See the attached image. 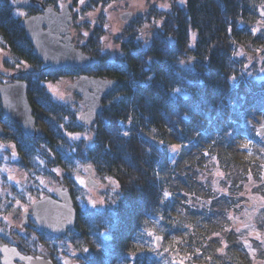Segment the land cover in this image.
I'll return each instance as SVG.
<instances>
[{"label":"trees","instance_id":"trees-1","mask_svg":"<svg viewBox=\"0 0 264 264\" xmlns=\"http://www.w3.org/2000/svg\"><path fill=\"white\" fill-rule=\"evenodd\" d=\"M41 1L57 9L61 0ZM77 1L71 0V4ZM85 2L83 11L103 6L107 0ZM14 7L11 0H0V47L10 52V57L3 62L11 68L21 64L31 67L19 70L14 77L27 82V97L42 133L36 138L24 135L3 117L0 107L5 128L2 137L13 140L23 167L71 169L74 159L83 156L97 175L113 178L118 184L111 206L101 210L75 206L77 230H68L74 234L70 236V243L75 248L82 247L87 256L99 254L103 264H168L167 256L164 258L167 253L159 256L153 253L145 245V233H141L147 221H155L156 235L164 246H169L171 251L181 249L192 255L195 262L205 259L207 264H264V261H255L244 245L238 246L233 241L231 229L224 232L227 248L221 253L207 249L205 231L197 224L204 215L202 209L199 207L192 220L181 222L182 228L172 209L174 202L186 193L205 198L210 195V190L205 188L199 193L193 163L204 156L201 148H207V142L213 139L221 145L210 150L218 153L220 167L227 172L224 185L228 186L225 194H213L216 214L225 213L221 210L229 208V203H220L225 198L235 204L233 195L248 174L250 178L260 177L256 172L261 169L260 160L252 157L249 150L235 156L236 150L231 145L235 139L232 122L251 111L264 114V78L256 79L257 69L246 68L248 56L261 57L264 68V30L255 26L263 17L264 0H184L183 4H174L159 12L160 24L148 43L135 39L137 34L129 28L119 42L120 53L113 58L101 49L105 16L100 10V21L96 15L92 26L89 22L82 25L90 31L80 41L71 34L73 43L95 55L98 62L84 70L64 68L52 73L41 70L20 17L13 13ZM25 9L29 14L41 11L38 5ZM71 14L72 24L76 13ZM238 48L245 55L236 54ZM183 59L190 60L191 67H179ZM81 72L117 79L116 85L102 98V111L90 126L78 123L65 103L52 99L43 83L57 75L74 77ZM177 88L184 95L176 92ZM83 127L93 132L91 144L85 148L71 144L62 133L63 129L74 131ZM229 129L232 131L225 136ZM170 144L187 146L183 165L179 160L182 150L177 154H181L180 158L169 161ZM159 173L164 175L163 180ZM68 180L75 183L71 176ZM219 197L223 198L218 200ZM213 211L205 210L208 217L214 216ZM103 231L108 235L102 236ZM38 232L41 236L31 244L33 250L39 243L46 245L53 261L62 264L57 258L61 250L55 241L66 236ZM16 246L21 251L31 248L24 244ZM256 249L262 251L264 258V249Z\"/></svg>","mask_w":264,"mask_h":264},{"label":"rangeland","instance_id":"rangeland-1","mask_svg":"<svg viewBox=\"0 0 264 264\" xmlns=\"http://www.w3.org/2000/svg\"><path fill=\"white\" fill-rule=\"evenodd\" d=\"M68 1L71 5V12L76 13V21L70 26V30H72L70 34L79 41L82 36H86L90 31V28L86 30L82 25L89 22L92 26L96 15L97 20L100 21V10L103 11L105 19L102 24L104 35L102 36L101 49L103 52H108L110 58H113L116 53H120L119 42L124 39L123 34L129 28L133 29L137 34L135 39L140 38L144 40L142 43H148L152 33L155 31V27H158L160 24L161 18L159 17V12L162 9L166 10L170 8L174 4H183L184 2V0H107L103 6L88 8L86 11H83L81 8L86 6V0H78L76 4H71V0ZM64 2L65 0L58 2V10ZM127 10L131 12V15L127 21L123 22L118 18V15ZM27 12L25 7H14L13 9V13L19 17L29 14ZM255 26L260 30H264V13ZM192 38L193 36H191ZM72 42H74L73 39ZM239 51L238 48L236 54L242 53V56L245 55L244 50ZM9 57V50L6 47H0V83L15 78L14 76L18 74L19 70L31 68L27 64H21L17 68L7 67L3 60ZM248 57L247 70L252 71V67L253 69H257L255 78L258 80L262 79L264 77V68L260 64L262 63L261 57H254L255 59L252 56ZM191 65L192 62L186 59L178 63V66L182 69L191 67ZM71 79L72 77L61 74L44 81V84L52 99L65 103V107L71 110L74 113L75 119H77V115L84 109L79 102L80 96L73 94L72 99L69 101L63 100V92L66 91L64 86ZM176 92L183 94V90L180 88H177ZM232 124H234L232 128L233 130L235 129V139H233L231 146L236 150L235 156L239 157L246 150H249L252 157L260 160L261 169L256 171L260 174V177L255 176L256 178H250V174H248L245 183H241L240 189L233 195L235 204H230L231 200L228 202L225 198L220 203H229V208L221 210L225 213L216 214V211H213V202L215 201L213 194L214 192L225 194L228 186L224 185L227 172L220 167L219 155L215 150H210L217 149L218 144L221 145L213 139L211 142H207V148L200 147L204 150L205 154L203 153L204 156L201 155L202 157L193 163L196 169H194V175L198 182L199 193H202L201 188H205L210 190V195L205 198L199 194L191 195V193H186L185 197H180L174 202L172 209L176 213L177 221L180 222V228L183 225L181 222L189 221L188 218L192 220L198 211L202 209L201 211L204 212V215L199 217L201 220H198L197 224L198 226H203V231H205V237L207 238V249L221 253L228 246L227 237L224 232L231 229L229 233L235 237L233 241L238 246L244 245L248 249L249 254L255 258V261L263 263L262 251L256 248L264 249V131L262 133L258 132V128L264 124V114L262 112L254 113V111H251L244 116L243 114L240 115L239 120L232 122ZM231 131L230 129L227 130L224 133L225 136H228ZM62 133L71 144L76 146L82 145L83 148L89 146L93 138L92 129L88 127L75 129L74 131L63 129ZM248 135L251 137H248ZM12 142V139L0 137V244H24L26 247H31L29 251L31 254H42L43 256L50 257L46 249L48 246L46 245L39 243L37 249L33 250L31 244L37 242V236L41 235L38 232L37 226L30 218L23 225L22 229H18L17 226L21 220V212L30 210L31 204L35 199L45 193H50L52 188L57 186L58 183L66 184L67 186V183H69L71 187L69 190L72 193L73 201L80 209L90 207L101 210L105 206H111V203L115 201L118 184L113 178H101L93 171V176L98 185L96 187L85 186L86 171L84 166L89 164V162L83 159V156L74 159V165L71 169L66 168L67 170H63L60 167H54L50 170L46 166L45 170L50 171L49 174L44 172V167H23L19 163L20 157L16 153ZM212 144H214V147L211 148ZM181 150L183 156L179 160L180 164L183 165L182 163L187 158L184 156L188 153L187 146L182 144L168 145L169 161L174 162L177 157L180 158L181 154L178 156L177 154ZM194 158L191 159L192 162H194ZM43 165L45 166V163ZM68 176H71L75 180V183H70ZM163 177L164 175L159 173L160 180H163ZM221 198L223 197H219L218 200ZM199 207L200 210H198ZM206 209L210 210L211 213L213 211L214 216L208 217V213L205 212ZM156 224L155 221L154 223L147 221L144 224V230L141 229V233H145V245L151 247L153 253L158 256L159 253H167L164 258L166 259L167 256L166 260L168 264H207L205 259L201 262L193 261L192 255L184 253L181 249L171 251L169 246H164L161 238L159 244H155L154 240L158 231ZM74 230L76 231L77 229L74 227L72 231ZM72 235L74 234L67 232L64 239L55 241L61 250V252L57 253V258L62 264L64 256L71 257L79 264H103L99 254L87 256L82 247L75 248L69 241ZM101 235L107 236L108 234L103 231ZM97 244L95 242V245Z\"/></svg>","mask_w":264,"mask_h":264},{"label":"water","instance_id":"water-1","mask_svg":"<svg viewBox=\"0 0 264 264\" xmlns=\"http://www.w3.org/2000/svg\"><path fill=\"white\" fill-rule=\"evenodd\" d=\"M16 6H41V12L21 17L20 23L24 28L26 37L30 42L33 52L41 62V70L55 72L63 68L77 67L86 69L94 66L98 58L93 54L82 51L71 41L69 23L72 20L69 2L62 4L59 10L49 5H44L41 0H12ZM131 15L130 11H123L118 16L121 21H126ZM117 79L80 73L71 82L65 85L69 90L64 99H71L72 92L80 94L79 102L84 109L78 114L77 120L82 125H92L96 116L102 111V98L116 85ZM1 110L8 120L17 125L29 137H37L41 130L36 124L32 114V107L27 97V83L23 79H14L10 82L0 83ZM264 131V124L258 132ZM4 129L0 123V135ZM87 187H96L98 182L93 178L90 165L85 166ZM31 216L38 228L53 235H64L68 228L76 222V212L71 194L66 184L59 183L53 187L52 195H44L35 199L31 210L21 213V222L27 221ZM159 244V237L155 238ZM67 264H76L69 258H64ZM0 264H54L43 255L23 253L15 245H0Z\"/></svg>","mask_w":264,"mask_h":264},{"label":"flooded vegetation","instance_id":"flooded-vegetation-1","mask_svg":"<svg viewBox=\"0 0 264 264\" xmlns=\"http://www.w3.org/2000/svg\"><path fill=\"white\" fill-rule=\"evenodd\" d=\"M65 92H67V90H66ZM65 92H64V93H65ZM29 218H30V217L27 216V221L29 220ZM30 219H31V218H30ZM27 221H26V223H27ZM26 223H25V224H26ZM23 225H24V224H23ZM23 225L20 226V225L18 224V226H17L18 229H22V228H23Z\"/></svg>","mask_w":264,"mask_h":264}]
</instances>
